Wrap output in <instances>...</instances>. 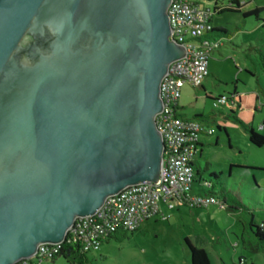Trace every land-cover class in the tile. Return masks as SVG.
Listing matches in <instances>:
<instances>
[{
    "label": "water",
    "instance_id": "water-1",
    "mask_svg": "<svg viewBox=\"0 0 264 264\" xmlns=\"http://www.w3.org/2000/svg\"><path fill=\"white\" fill-rule=\"evenodd\" d=\"M172 0H0V264L156 183Z\"/></svg>",
    "mask_w": 264,
    "mask_h": 264
},
{
    "label": "rangeland",
    "instance_id": "rangeland-1",
    "mask_svg": "<svg viewBox=\"0 0 264 264\" xmlns=\"http://www.w3.org/2000/svg\"><path fill=\"white\" fill-rule=\"evenodd\" d=\"M240 1L245 3L244 10L261 8L258 19L234 13L213 15V24L222 26L231 38L221 40V54L209 55L210 75L202 80L204 90L186 83L181 88L180 104L182 114L188 118L210 116L204 125L206 129H214L215 134L210 136L213 149H207L200 166L204 167L208 161L217 173L222 170L225 187L252 210L255 221L260 223L264 221V146L251 144L245 129L230 116L217 112L210 100L235 90L240 107L226 105L225 114L233 109L240 120L264 135V62L259 55H264V0ZM215 137H219L217 145H214ZM206 191L218 193L220 186L194 183L193 192ZM168 215L143 222L140 229L127 232L120 241L114 238L103 241L98 250L88 252L89 261L91 264H191L185 241L188 240L207 251L210 264H264V249L256 246L252 231H244L236 220L237 214L223 206L198 207L174 202ZM42 264L66 262L59 256Z\"/></svg>",
    "mask_w": 264,
    "mask_h": 264
},
{
    "label": "built area",
    "instance_id": "built-area-1",
    "mask_svg": "<svg viewBox=\"0 0 264 264\" xmlns=\"http://www.w3.org/2000/svg\"><path fill=\"white\" fill-rule=\"evenodd\" d=\"M167 13L172 26L171 38L182 44L185 55L169 64L160 83L163 105L155 115V123L165 150L159 178L156 183L129 185L108 196L94 214L75 218L65 240L80 245L87 253L98 250L100 244L118 230L135 232L145 220L158 214L161 201L169 208L174 202L198 207L219 204L213 196L192 193L196 180L193 161L199 137L203 132L212 134L214 129H204L201 121L180 115L178 107L181 88L186 83L200 87L208 76V57L220 42L191 40L202 39L211 30V9L189 0H172ZM227 103L234 104V99L221 94L213 98L212 106L217 109ZM62 243L39 244L33 256L15 264H42L59 253Z\"/></svg>",
    "mask_w": 264,
    "mask_h": 264
},
{
    "label": "trees",
    "instance_id": "trees-1",
    "mask_svg": "<svg viewBox=\"0 0 264 264\" xmlns=\"http://www.w3.org/2000/svg\"><path fill=\"white\" fill-rule=\"evenodd\" d=\"M193 3L197 4L196 2ZM244 7H245V3H242L240 0H213V6L209 21L211 23V19L213 15L224 14V13L242 14L244 18L249 16H255L258 19L259 13L262 11L261 8L244 10ZM213 34H217L226 37L228 39L231 37V35L222 27L215 28L212 26L211 30L208 31L202 37V39L196 38L191 40L193 42H201L202 40H208V38ZM216 41H220V40L216 39ZM259 55L262 59V62H264V55L262 53H260ZM200 88L203 89V86H200ZM225 94L229 96V100L234 99V104L227 103L226 105H230L231 108L233 106H237L238 108L240 107V99L236 91H233L232 94L229 93H225ZM211 99L213 101V98ZM228 115L245 129V131L247 132L248 140L251 144L255 145L256 147L264 146V135L257 133L256 131H254L251 125H246L242 120H240L236 116V112H234L233 109H230ZM209 117L210 116H206V115H194L192 119L202 120L204 118H209ZM208 166L209 164L205 163L204 168H202V172L206 173L208 179L206 180L203 179L202 181L199 182V184L210 186L213 185V183H216L219 184L220 191L218 193H215L213 191H206L204 194L201 195L213 196L219 202V204H221L225 209L236 213L237 214L236 220L242 225L244 231H248V229H250L255 238L256 246L260 249H264V221L257 223L255 221V217L252 213V210L247 206H245L238 196L233 194L225 187L224 179L219 172L215 173L213 171H207ZM197 173L199 174V171H197ZM245 211L246 214L244 213ZM126 233L127 232L123 230H118L114 232V234L111 235L108 240L114 238L120 241L122 237L126 236ZM185 241L190 251L191 264H210L208 253L204 248L196 247L192 245L188 240ZM87 254L88 253L85 252L80 245L72 242H67V240H65L61 244L59 253L53 256L52 259H55L56 257L60 256L65 260L66 264H91Z\"/></svg>",
    "mask_w": 264,
    "mask_h": 264
},
{
    "label": "crops",
    "instance_id": "crops-1",
    "mask_svg": "<svg viewBox=\"0 0 264 264\" xmlns=\"http://www.w3.org/2000/svg\"><path fill=\"white\" fill-rule=\"evenodd\" d=\"M189 1H192V2H196L199 6H201V7H207V8H209V9H211L212 10V6H213V0H189ZM256 8H258V7H256ZM211 24H212V26L213 27H215V28H218V27H222V26H216V25H214L213 24V17H212V19H211ZM223 28V27H222ZM224 29V28H223ZM223 38H226V37H223V36H220V35H217V34H213V35H211L209 38H208V40H216V39H219L220 41V45H219V47L217 48V49H215L212 53H211V56L213 55V56H216V53H218V54H221V43H222V39ZM231 38V37H230ZM229 38V39H230ZM210 75V73H209V71H208V76ZM202 86V85H201ZM202 89V88H201ZM202 90H204V88L202 89ZM235 91V90H234ZM212 97H210V100H211V102H212V99H211ZM240 99V98H239ZM226 106H223V107H220V108H217V112H219L221 115H223V116H225V117H227V116H229L228 114H225V108ZM182 109H183V107H182V105L180 104V100H179V107H178V112H179V114L180 115H182V116H184V117H187L185 114H182ZM211 114L213 115V112H211ZM206 116H209L208 114L206 115ZM188 118V117H187ZM191 119H192V117H191ZM207 119L208 118H204V119H202V120H200V119H198L199 121H201L202 123H203V126H204V129H206L205 128V125L204 124H206L205 122L207 121ZM209 128H212V127H209ZM217 130H220V127L218 126V128H217ZM223 132L225 133V135H226V137H227V134H226V132H225V130L223 129ZM215 134V132H213L212 134H208L207 132H203L201 135H200V137H199V142H198V145H197V152H196V156H195V158H194V161H193V167H194V171H195V175H196V180H195V182L194 183H198L199 184V182L200 181H202L203 179H205V175H206V173H203L202 172V168H204V167H201L200 166V159L202 158V156L206 153V151H207V149H213L212 147H211V139H212V137H210V136H213ZM227 140H228V138H227ZM218 141H219V137H215V144L214 145H217V143H218ZM205 163H208L209 164V166L207 167V171H213V172H215V173H217L216 171H215V168H214V166L212 165V163H210V162H208V161H205ZM205 163H204V166H205ZM197 171H199V174L197 173ZM219 173L221 174V176H223V172H222V170H219ZM225 182V181H224ZM194 183H193V185H192V193L193 194H204V193H195V192H193V188H194ZM178 204H184V205H187L186 203H182V202H180V203H178ZM215 205H220V204H215ZM221 207H222V205H220ZM171 209H173V207L172 208H169L168 206H167V204L165 203V202H163V201H161V202H159V212H158V214L156 215V216H161V217H163L164 215H166L167 214V216H169L168 214L170 213V210ZM152 218H155V216L154 217H152ZM149 219H151V218H149ZM149 219H147V220H149ZM157 218H155L154 220H156ZM147 220H145V221H147ZM144 221V222H145ZM143 224V223H142ZM141 224V225H142ZM141 225H140V227H141ZM140 227L138 228V229H140ZM137 229V230H138ZM193 245V244H192Z\"/></svg>",
    "mask_w": 264,
    "mask_h": 264
}]
</instances>
